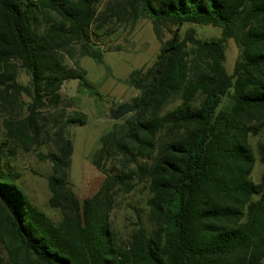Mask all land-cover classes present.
I'll return each instance as SVG.
<instances>
[{
	"label": "trees",
	"instance_id": "obj_1",
	"mask_svg": "<svg viewBox=\"0 0 264 264\" xmlns=\"http://www.w3.org/2000/svg\"><path fill=\"white\" fill-rule=\"evenodd\" d=\"M44 2L64 25L45 37L34 30L36 7L0 0V102L26 92L17 82L20 71L30 78L31 116L5 124L11 137L28 144L36 141L29 135L34 113L56 108L67 81L90 87L83 72L56 59L52 46H60L66 27L71 38L87 39L99 0ZM109 3L110 18L131 29L148 20L160 42L166 24L210 25L221 35L201 41L192 31L180 40L175 32L162 43L147 83L137 84L138 95L130 100L134 120L103 144L105 160L119 158L124 169L105 174L95 195L80 201L69 183L73 145L65 127L84 126L85 116L56 130V152L41 159L51 164L48 204L59 210L58 224L31 204L0 152V264L264 263V175L258 184L250 180L255 158L248 142L264 130V0ZM229 40L239 49L231 74L223 66ZM80 55L102 61L85 44ZM257 152L264 163V139ZM133 178L148 182L153 229L139 228L122 244L109 217L114 197L131 191Z\"/></svg>",
	"mask_w": 264,
	"mask_h": 264
},
{
	"label": "rangeland",
	"instance_id": "obj_2",
	"mask_svg": "<svg viewBox=\"0 0 264 264\" xmlns=\"http://www.w3.org/2000/svg\"><path fill=\"white\" fill-rule=\"evenodd\" d=\"M21 1L36 7L34 30L38 35L45 37L50 28L59 29L64 26L62 19L47 6L45 0ZM95 13L96 21L87 30V39L83 38L80 42L71 38L66 27L58 41L60 48L52 44L56 59L66 68H78L83 72V78L90 87L81 86L80 80L76 86H67V81L60 91L61 102L56 108H39L34 113L35 123L30 126L33 130L30 129L29 135L34 141L36 136L35 143L17 141L9 135L5 126L7 122H26L31 116L29 106L33 101L29 95L30 78L20 71L17 82L26 92L18 98L10 97L12 104L0 102V152L4 168L18 175V187L31 204L54 224L59 223L61 215L58 209H52L48 204L50 192L47 178L52 174V170L51 164L42 160L41 156L56 152L52 141L56 130L69 118H76L79 114L85 116L84 126L75 124L65 127V135L73 145L69 183L80 201L95 195L103 183L105 174H114L124 169L119 158L105 160L103 144L111 139H118L125 132L127 123L134 120L132 113L119 121H113L109 119V109L124 103L131 104L130 100L138 95L136 85L147 83V72L155 62L162 43L172 39L175 32H178L180 40L185 39L192 31L195 39L201 41L217 39L221 35L220 29L210 25L166 24L160 28V42L148 20H139L131 29L126 24L110 18L109 0H99ZM84 44L91 51L99 52L102 61L82 57L80 50ZM238 54L236 43L229 40L225 45L223 63L228 74L233 72ZM139 71L142 74L138 75ZM226 102L224 99V106ZM175 105L176 103L171 104L169 109ZM262 139L264 130L258 136H250L248 140L255 158L250 175L254 184H258L264 175V163L257 152V145ZM132 169L134 166H129V170ZM131 186L128 193H119L114 197L109 217L110 229L122 244L128 242L130 236L139 228L147 232L153 229L147 206L150 198L147 180L133 178Z\"/></svg>",
	"mask_w": 264,
	"mask_h": 264
},
{
	"label": "water",
	"instance_id": "obj_3",
	"mask_svg": "<svg viewBox=\"0 0 264 264\" xmlns=\"http://www.w3.org/2000/svg\"><path fill=\"white\" fill-rule=\"evenodd\" d=\"M79 82V79H74L71 80L67 83V86H76V84ZM133 113V108L131 104L129 103H124L122 105L117 106L116 108L111 107L109 109V119L113 121H119L123 117L132 114Z\"/></svg>",
	"mask_w": 264,
	"mask_h": 264
},
{
	"label": "crops",
	"instance_id": "obj_4",
	"mask_svg": "<svg viewBox=\"0 0 264 264\" xmlns=\"http://www.w3.org/2000/svg\"><path fill=\"white\" fill-rule=\"evenodd\" d=\"M141 70V69H140ZM139 74H142L140 71H139Z\"/></svg>",
	"mask_w": 264,
	"mask_h": 264
}]
</instances>
